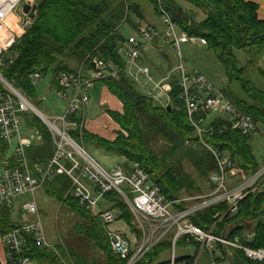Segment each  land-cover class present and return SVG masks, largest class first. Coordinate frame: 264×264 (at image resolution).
<instances>
[{
    "label": "trees",
    "instance_id": "1",
    "mask_svg": "<svg viewBox=\"0 0 264 264\" xmlns=\"http://www.w3.org/2000/svg\"><path fill=\"white\" fill-rule=\"evenodd\" d=\"M34 3V19L12 47L16 57L11 62L3 60V66H0L2 76L13 83L29 102L36 107L39 104L37 88L29 78L37 72H41L43 78L48 77V88L61 91L65 88L55 79L58 72H80L84 78L89 77L90 73L97 71L92 67L94 59L102 60L105 64L112 62L117 71L115 77L103 73L93 82V85L98 83L105 86L122 105L121 113L107 112L117 126L114 139L105 141L88 134L82 118L83 110H80L71 117V121L77 123L76 131L72 133L78 144L84 148L86 144H95L108 153L122 157L126 163L119 165L128 171L136 166L141 168L168 201L181 193L192 195L199 192L196 179L187 172L186 167L198 179L209 182L210 175L218 171L217 161L205 145L227 156L241 178L252 175L259 169L260 164L249 145L251 137L241 135L232 127V119L228 113L212 112L201 103L189 117L183 98L184 91L180 85V74L175 69L173 71L165 53H161V56L167 70L157 65L153 68L152 64H148L154 79L169 76L171 90L168 101L163 105L139 90L125 72L124 59L118 54V49L128 37L123 31L124 26L131 33L140 25L152 27L162 35L164 29L158 27V22L166 14L180 33L206 42L205 45L198 43L194 47L200 45L213 51L224 68L227 86L218 91L255 125L264 128V91L252 84L247 68L239 67L234 56V52H244L250 66L254 64L255 58L264 54V21L258 18L256 3L250 0H37ZM150 11L158 19L157 23L148 21L146 12L151 13ZM153 44V48H170L160 38H155ZM145 56L146 54L141 57V61ZM186 72L192 78L196 71L188 73L186 69ZM235 82L240 88L239 95L230 89V85ZM69 98L68 95L64 101L66 104ZM21 117L27 128L36 129L42 135L40 144L27 149L28 162L33 168L35 164L45 163L50 159L53 146L51 147V139L38 118L35 119L28 113H23ZM193 124L202 130L200 136ZM8 151L7 144L0 140V162L7 157ZM209 184L211 189L214 188ZM42 187L59 203L70 205L80 215V221L89 222L87 225L78 224L75 236L63 248L65 258L72 264L126 263L112 254L100 221L79 207L70 192L68 177L54 176ZM185 206L176 209L181 210ZM100 208L118 211V219L139 238L132 226V216L119 195L106 194ZM225 208V203L213 205L191 217V221L209 230L217 220L214 216L222 213ZM13 210L14 208L0 207L1 236L20 222L13 218ZM222 219L215 226L219 231L229 222L242 219L254 221L251 234L255 236L254 242L246 245L253 249H264V183L258 191L239 202L237 213L232 218L225 215ZM238 229L234 234L244 243L243 231ZM90 248L101 252L103 258L97 259L89 255ZM168 248L165 243L157 246L138 264L148 259V264L152 263ZM59 255L61 254L53 247L41 248L31 243L28 257L33 264H63ZM6 264L12 262L8 261Z\"/></svg>",
    "mask_w": 264,
    "mask_h": 264
},
{
    "label": "built area",
    "instance_id": "2",
    "mask_svg": "<svg viewBox=\"0 0 264 264\" xmlns=\"http://www.w3.org/2000/svg\"><path fill=\"white\" fill-rule=\"evenodd\" d=\"M25 4L34 6L35 3L32 0H0V66H3V60L11 62L16 57L12 47L30 23L28 19L24 21L20 13ZM162 22H164L162 35H159L155 28L140 25L118 49V54L124 59V69L128 77L136 83L143 94L158 104L163 105L168 101V93L171 90L169 76L154 79L150 68L141 61L144 51L153 47L155 38H160L173 50L179 62L174 69L181 77L180 85L184 91L183 98L189 117L202 103L205 109L212 112L228 113L232 119V127L241 135L246 137L255 135L259 131V125H255L248 116L238 111L203 76L197 72H193L192 78L187 75L180 46L183 44L196 46L198 43L205 45L206 42L180 33L166 14H163ZM93 64L97 71L90 73L86 78L80 72L77 74L58 72L55 79L65 90L47 89L48 94L53 92L63 101L68 95L70 98L63 115L52 118L53 123L46 126L52 133V156L45 163L35 164L33 168L28 162L27 149L42 142V135L36 129L27 128L28 126L23 123L21 115L30 113L31 103L19 91L14 90L11 84L2 78L0 72V140L7 144L9 150L7 157L0 162V207L13 209L14 202L19 199L21 212L36 219L20 221L1 237L2 246L8 257L6 263L10 261L12 264H33L28 257L31 243L41 248H51L39 217L34 194L54 176L65 175L72 182L70 192L79 207L100 221L112 254L125 261V264H138L147 253L163 243L167 244L168 250L172 252L177 248H197L194 257L182 262L171 260L168 264H199L202 253L209 255L211 264H218L233 252L246 262L264 264V249H253L242 243L231 226L219 231L215 228L216 222L212 228L205 230L191 221V217L202 212L208 205L218 202L226 205L222 217L234 216L239 202L258 191L263 184L255 182L261 179L260 173L264 172V166L257 174L247 176L246 181L249 179L247 182L229 185L224 181L239 177V171L227 156L204 144L217 161L218 171L210 175L214 191L206 196L201 194L189 197L185 208L177 210L141 168L136 166L128 171L118 164L111 171H106L89 155L87 157L84 149L76 146L81 145L74 139L72 132L76 131L77 123L71 121V117L84 110L89 101L88 90L101 74L108 73L112 77L117 74L112 62L105 64L102 60L94 59ZM29 78L36 86L43 79V75L37 72ZM200 122L202 123V120ZM195 127L200 136L202 130ZM22 130L31 133L22 135ZM108 193H116L125 203L132 216V226L139 234V238L134 235L133 238L129 237L112 228L115 223L121 221L118 219V211L100 208ZM245 232L249 233L248 237L252 234L251 230L250 232L244 230L243 235Z\"/></svg>",
    "mask_w": 264,
    "mask_h": 264
},
{
    "label": "rangeland",
    "instance_id": "3",
    "mask_svg": "<svg viewBox=\"0 0 264 264\" xmlns=\"http://www.w3.org/2000/svg\"><path fill=\"white\" fill-rule=\"evenodd\" d=\"M32 1L36 2L37 0H32ZM146 14H147L148 21L150 23H157L156 21L158 19L156 20L152 12L151 13L146 12ZM163 23L164 22H162V20H159L158 27L160 29H164ZM123 31L125 33V36H128V37L131 34H133L131 33L130 29L127 28L126 26L123 27ZM144 52L146 56L144 60H142V63H144L146 66H149L152 64L151 66L153 68H155V66L157 65V67L159 66L163 70H167L166 63L163 61L161 53L163 54L165 53V55L169 57V62H170L169 64L171 68L174 69L179 64L172 49H169V50L168 48L161 49V47L155 48L154 46V48L153 47L148 48ZM180 52L182 54V57L184 58V61H185L184 66L187 69L188 73H191L193 71L200 73L204 77V79L215 90H222L227 86V79H226L224 68L218 62L213 51L209 50L207 47H202L200 45H198L197 47H194V46L192 47L189 45H181ZM234 56L236 58V61L239 67L247 68L246 72L248 73L249 80L252 82V84L256 88L260 89L261 91H264V75H262L264 74V54L261 57L259 56L258 58H255L254 64L250 66L248 65V62H247L248 60L247 55L244 52L242 51L234 52ZM71 64L72 62H70V65ZM260 71L262 72V74ZM2 78L4 77L2 76ZM48 81H49L48 77H45L37 85L39 104L36 107L33 103L30 102L31 103L29 107L30 113H28L29 116H32V117L34 116L35 119L38 118L41 121L43 125L42 127L44 129H46L47 125L53 123L52 118L62 116L66 108V103L63 100L57 98L53 92L50 94L47 93V89L49 87V84L47 87ZM7 82L11 84L14 90L19 91V89L16 86L15 87L17 89L13 86L14 85L13 83H10L9 81ZM230 89L234 93L238 95L240 94V88L236 82L230 85ZM226 117L227 116H225V118ZM38 123L39 121L37 120L36 124ZM56 126L59 128L58 125ZM47 129L46 131L51 139L52 133L48 131ZM51 129L54 131V128L51 127ZM30 133L31 131L22 130V135H28ZM73 142L76 144L75 141ZM249 145L251 146L254 157L260 164L259 169L255 172L257 174V172H260L262 170L261 167L264 166V128L261 125H259V132L253 135L249 139ZM76 146L80 149L82 148V150L84 149L86 156L88 157L89 155L95 162H97L106 171H111L118 164L124 165L126 163L122 157H118V156H115L114 154L108 153L103 148L94 146L93 144H86L85 148L83 146L79 147V145L77 144ZM51 147H52V144H51ZM52 150H53V147H52ZM186 170L189 174H191L196 179L199 192L193 193L192 195L181 193L178 195L177 198L176 197L172 198L171 202H172L173 208L186 205L189 197H196L197 195H201V194L202 196H206V195L211 194L214 191V189L210 188V184H209V183H212V181L209 182L207 180L198 179V177L193 174L191 169L186 167ZM260 174L262 176L261 179H259V181L257 179L255 183H264V172H261ZM247 178L248 177L241 178L239 176V177L227 180V181L225 180L224 183H229V185H231V183H245L249 180L248 179L246 181ZM70 183L72 182L70 181ZM262 185H260V187H262ZM34 200L38 206L39 217H40V220H41L44 232H45V236H46V239L49 245L53 247L54 249H56L61 254L59 256L62 257L61 258L62 262L72 264V262L69 261L68 258L64 257L65 255L63 253V248L64 246L67 245L70 239H72L75 236L76 231H77L76 227L78 226V224L82 223L84 225H87L89 222L85 220L80 221V215L77 212H74L70 205L62 204L61 202L59 203L55 198L51 197L47 193L44 187H41L38 190H36L34 194ZM20 203L21 201L19 199L14 202L13 218L16 220V222L23 221V220H30V221L36 220L34 216L26 215L24 212H21ZM220 203L221 202L214 204L213 202L214 205L220 204ZM211 206L213 205H208V207L204 209H207ZM204 209L202 211H204ZM222 214L223 212L217 216H214L215 219H217L219 216V219L216 220L217 224H219L223 220ZM230 218H232V216H230ZM253 225H254V221H251L249 219H242L238 221L229 222V224H227L226 227L231 226L233 231L239 228L238 230H241L243 232L244 230L245 231L248 230L250 232V230L252 231ZM112 228H115L125 233L127 236L133 238L132 236L133 234L130 232V229L128 228L127 225L124 224V222H117L112 226ZM88 254L91 255L92 257L95 256L97 259L103 258L102 253L99 252L97 249L90 248ZM149 262H150V259L143 261L142 264H148Z\"/></svg>",
    "mask_w": 264,
    "mask_h": 264
},
{
    "label": "crops",
    "instance_id": "4",
    "mask_svg": "<svg viewBox=\"0 0 264 264\" xmlns=\"http://www.w3.org/2000/svg\"><path fill=\"white\" fill-rule=\"evenodd\" d=\"M250 1L258 5V11H257L258 18L264 21V0H250ZM48 84L49 81L47 83V87ZM88 93H89V102L84 107L82 113V118L85 123V130L88 134L96 136L102 140L112 141L114 139L115 136L114 131L117 129V126L111 120L107 112L110 111L114 113H121L122 112L121 103L116 97H114L108 91V89L105 86H102L101 84L98 83H95L88 90ZM40 143L41 142L36 144H40ZM93 145L97 146L95 144ZM1 237L2 236L0 233V264H6V260L8 257L2 246Z\"/></svg>",
    "mask_w": 264,
    "mask_h": 264
},
{
    "label": "water",
    "instance_id": "5",
    "mask_svg": "<svg viewBox=\"0 0 264 264\" xmlns=\"http://www.w3.org/2000/svg\"><path fill=\"white\" fill-rule=\"evenodd\" d=\"M20 13L24 21L26 19L32 21L35 17V8L34 6L25 4L22 6ZM92 67H95L93 63H92ZM248 234L249 233L246 232L244 233L243 241L247 245H252L255 236L248 237ZM196 252H197L196 247L177 248L174 252L170 250L163 251L162 253H160L158 258H156L150 264H168L171 260H174L176 262H182L184 260L194 257ZM199 264H211L209 255H207L206 253H202ZM223 264H248V263L244 259L239 257V255H237L235 252H233L231 255H227L226 262Z\"/></svg>",
    "mask_w": 264,
    "mask_h": 264
},
{
    "label": "flooded vegetation",
    "instance_id": "6",
    "mask_svg": "<svg viewBox=\"0 0 264 264\" xmlns=\"http://www.w3.org/2000/svg\"><path fill=\"white\" fill-rule=\"evenodd\" d=\"M240 257V256H239ZM242 258V257H241ZM226 262V259H224V260H222L221 262H220V264H223V263H225Z\"/></svg>",
    "mask_w": 264,
    "mask_h": 264
},
{
    "label": "bare ground",
    "instance_id": "7",
    "mask_svg": "<svg viewBox=\"0 0 264 264\" xmlns=\"http://www.w3.org/2000/svg\"><path fill=\"white\" fill-rule=\"evenodd\" d=\"M67 102V101H66ZM38 112V111H37Z\"/></svg>",
    "mask_w": 264,
    "mask_h": 264
}]
</instances>
